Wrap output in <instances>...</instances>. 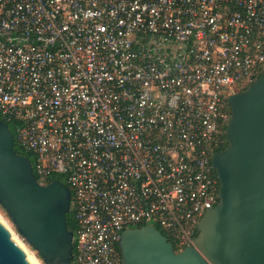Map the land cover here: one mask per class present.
Listing matches in <instances>:
<instances>
[{
    "label": "built area",
    "instance_id": "obj_1",
    "mask_svg": "<svg viewBox=\"0 0 264 264\" xmlns=\"http://www.w3.org/2000/svg\"><path fill=\"white\" fill-rule=\"evenodd\" d=\"M263 72L264 0H0V117L69 185L73 264L143 225L195 246L228 95Z\"/></svg>",
    "mask_w": 264,
    "mask_h": 264
},
{
    "label": "water",
    "instance_id": "obj_2",
    "mask_svg": "<svg viewBox=\"0 0 264 264\" xmlns=\"http://www.w3.org/2000/svg\"><path fill=\"white\" fill-rule=\"evenodd\" d=\"M227 102V144L211 160L218 202L201 217L195 246L176 252L157 227H130L117 242L121 264H264V72ZM70 199L60 179L37 180L0 120V206L43 264H73ZM0 264H34L1 219Z\"/></svg>",
    "mask_w": 264,
    "mask_h": 264
},
{
    "label": "trees",
    "instance_id": "obj_3",
    "mask_svg": "<svg viewBox=\"0 0 264 264\" xmlns=\"http://www.w3.org/2000/svg\"><path fill=\"white\" fill-rule=\"evenodd\" d=\"M262 73H260L258 76H257V78L261 75ZM245 88V87H244ZM244 88H242V89H244ZM228 113H229V107H228ZM0 120H4L3 118H1L0 117ZM7 122V124H8V127H9V129L11 130V132L13 133L14 132V126H13V124L11 123V122H9V121H6ZM225 126H226V124H224L222 127H221V130H220V143H219V145L217 146V150H221V149H223L225 146H226V144H227V142H226V140H225ZM224 140H225V143L223 144V142H224ZM14 148H15V151L17 152V153H20V154H24V155H26V156H28L29 157V159H30V161L32 160V156L29 154V153H26V152H24V151H22L19 147H17V145L16 144H14ZM51 178H58V179H60L64 184H66L67 186H69L68 185V183L63 179V177L61 176V175H53ZM42 181L45 183V182H47V181H49L48 179H42ZM0 208L4 211V209L0 206ZM5 212V211H4ZM5 214H6V212H5ZM6 216H7V214H6ZM8 217V216H7ZM66 219H67V225H68V228L70 229V230H74V221H73V218H72V211L71 210H69L68 211V213L66 214ZM169 240V239H168ZM36 255H37V257L40 259V256L36 253Z\"/></svg>",
    "mask_w": 264,
    "mask_h": 264
},
{
    "label": "rangeland",
    "instance_id": "obj_4",
    "mask_svg": "<svg viewBox=\"0 0 264 264\" xmlns=\"http://www.w3.org/2000/svg\"><path fill=\"white\" fill-rule=\"evenodd\" d=\"M0 219L2 222L11 230L13 237L21 245L24 251L28 252V256H32L36 264H43L41 260L37 257L36 252L24 241V239L16 232L11 220L6 216L5 212L0 208ZM31 257V258H32ZM32 259V260H33ZM31 260V259H30Z\"/></svg>",
    "mask_w": 264,
    "mask_h": 264
},
{
    "label": "bare ground",
    "instance_id": "obj_5",
    "mask_svg": "<svg viewBox=\"0 0 264 264\" xmlns=\"http://www.w3.org/2000/svg\"><path fill=\"white\" fill-rule=\"evenodd\" d=\"M26 254L28 255V252H27V250H26ZM28 257H29V259H31V261H32L34 264H36V262H34V259H33V257H32V256H31L32 258L30 257V255H29ZM32 259H33V260H32Z\"/></svg>",
    "mask_w": 264,
    "mask_h": 264
},
{
    "label": "flooded vegetation",
    "instance_id": "obj_6",
    "mask_svg": "<svg viewBox=\"0 0 264 264\" xmlns=\"http://www.w3.org/2000/svg\"><path fill=\"white\" fill-rule=\"evenodd\" d=\"M225 140H226V138H225ZM225 140H224L223 144L225 143Z\"/></svg>",
    "mask_w": 264,
    "mask_h": 264
}]
</instances>
